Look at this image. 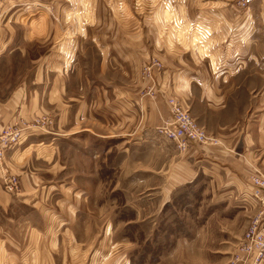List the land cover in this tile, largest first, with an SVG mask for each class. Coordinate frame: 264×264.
<instances>
[{"label":"crops","instance_id":"0c3cea01","mask_svg":"<svg viewBox=\"0 0 264 264\" xmlns=\"http://www.w3.org/2000/svg\"><path fill=\"white\" fill-rule=\"evenodd\" d=\"M35 5L39 11L46 7L41 0H0V18L14 14L16 8L25 13ZM69 8L75 14L94 15L82 24L101 31L95 44L103 47L102 68L117 72L120 79L102 92L101 107L95 99L87 102V124L93 123L95 112L102 113V132L93 136L103 141L104 159L115 155L124 159L120 176L147 170L141 162L142 152L150 150L147 143L161 158L152 171L161 179L160 185L153 182L149 188L159 190L162 205L175 191L200 178L216 189L232 190L239 179L248 186L249 174L264 173V0H251L247 11H240L235 0H71ZM8 36L5 25L0 46L9 41ZM151 61L161 65L154 82L141 74L142 66ZM168 97L175 98L218 144L191 146L180 153L158 136L156 127L169 116ZM57 104L61 112L56 113L55 124L63 127L75 105ZM15 107L12 101L0 103L2 125L16 124L24 135L0 162V264H94L87 261L91 243L79 242L78 233H51L47 218L43 229L33 228L32 233L27 217L15 216V203L40 205L43 210L55 196L58 228L69 231L72 221L67 218L85 212L86 200L95 206L97 189L74 174L64 183L51 185L49 193L42 191L46 181L28 171L31 154L26 151L34 138L41 143L37 149L55 153L51 148L60 133L39 136L25 125L22 110L14 115ZM7 175L18 177L17 195L5 192ZM243 235L225 264L235 258L243 264L238 251ZM106 250L102 263L95 264L109 261L111 247ZM122 260L120 256L118 264H124Z\"/></svg>","mask_w":264,"mask_h":264},{"label":"rangeland","instance_id":"374dc122","mask_svg":"<svg viewBox=\"0 0 264 264\" xmlns=\"http://www.w3.org/2000/svg\"><path fill=\"white\" fill-rule=\"evenodd\" d=\"M70 2L41 0L46 6L42 11L36 5L25 13L16 8L14 14L0 18V31L5 25L9 31V41L0 46V103L16 104L14 115L22 110L25 125L39 136L60 133L51 148L55 153L37 149L41 143L34 138L26 151L31 154L28 171L46 181L42 191L49 193L51 185L82 175L97 186L96 205L86 200L85 212L72 215V220L68 217L69 231L58 228L55 196L43 210L40 205L15 203V216L25 215L32 233L33 228L43 229L46 218L51 233H78L79 242L91 243L87 261L94 264L102 263L107 246L111 254L105 264H118L120 256L124 264H225L259 209L250 188L239 179L232 190L216 189L200 178L162 205L159 190L149 188L161 182L152 172L161 158L150 151L151 143L145 144L150 150H144L141 158L147 170L120 176L124 159L120 155L104 159L103 141L93 136L102 132V113L95 112L93 123L87 124L88 100L95 99L99 106L102 92L120 79L117 72L102 68L103 47L95 44L101 31L82 24L94 15L71 12ZM56 101L59 107L75 105L68 118L63 112V127L55 124L56 113L61 112Z\"/></svg>","mask_w":264,"mask_h":264},{"label":"built area","instance_id":"2783aa9c","mask_svg":"<svg viewBox=\"0 0 264 264\" xmlns=\"http://www.w3.org/2000/svg\"><path fill=\"white\" fill-rule=\"evenodd\" d=\"M251 0H235L240 11H247ZM158 61H151L142 66V76L154 82V73L159 71ZM169 116L158 127L156 133L165 141L173 144L178 152H185L191 146H215L217 141L209 136L173 97L166 99ZM39 129V128H36ZM22 130L16 124L2 125L0 117V162L8 149L18 144L23 138ZM250 194L257 202L258 211L250 220L239 247L240 262L243 264H261L264 261V174L254 172L247 176ZM4 190L15 195L19 190L18 177L7 175L3 180ZM237 258L231 264L238 263Z\"/></svg>","mask_w":264,"mask_h":264}]
</instances>
